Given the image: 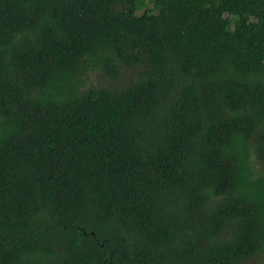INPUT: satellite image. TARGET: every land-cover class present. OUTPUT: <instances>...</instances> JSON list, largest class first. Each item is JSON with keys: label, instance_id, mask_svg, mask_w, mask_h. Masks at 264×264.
<instances>
[{"label": "trees", "instance_id": "1", "mask_svg": "<svg viewBox=\"0 0 264 264\" xmlns=\"http://www.w3.org/2000/svg\"><path fill=\"white\" fill-rule=\"evenodd\" d=\"M0 264H264V0H0Z\"/></svg>", "mask_w": 264, "mask_h": 264}]
</instances>
